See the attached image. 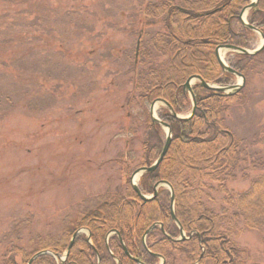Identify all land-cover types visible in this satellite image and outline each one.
Returning a JSON list of instances; mask_svg holds the SVG:
<instances>
[{"label":"rangeland","instance_id":"374dc122","mask_svg":"<svg viewBox=\"0 0 264 264\" xmlns=\"http://www.w3.org/2000/svg\"><path fill=\"white\" fill-rule=\"evenodd\" d=\"M146 1L0 0V264L61 233L101 194L124 193L144 133L129 100L136 11ZM251 43L261 45L259 33ZM228 52L218 53L225 61ZM241 91L227 123L260 162L228 182L237 192L264 173V55ZM239 242L248 264H264V232L246 230Z\"/></svg>","mask_w":264,"mask_h":264},{"label":"trees","instance_id":"16d2710c","mask_svg":"<svg viewBox=\"0 0 264 264\" xmlns=\"http://www.w3.org/2000/svg\"><path fill=\"white\" fill-rule=\"evenodd\" d=\"M250 2L149 0L139 5V45L132 61L129 102L140 110L137 122L144 133L140 155L129 160V167L149 166L161 152L165 134L150 119L147 108L152 101L162 99L174 113L185 115L192 108L183 91L187 79L198 76L210 84L231 83L234 76L223 70L215 51L225 45L252 49L254 31L240 19ZM246 21L264 37V0L248 10ZM262 55L264 46L252 55L230 52L226 62L247 83ZM192 92L195 110L190 118H176L167 108L157 112L171 129V142L157 168L138 181L143 193H152L161 180L171 186L174 214L186 239L175 240L180 230L170 213L168 189L160 188L152 200L142 201L127 181L124 193L101 194L68 219L61 233L38 236L34 247L17 248L18 259L6 253L1 264H27L41 252L46 253L30 264H97V257L99 264H115L114 258L120 264H138L127 257L124 247L143 264H157L159 257L163 264H248V252L239 238L246 230L264 232V173L244 191L227 186L239 175L248 179V172L260 162L227 123L230 107L245 95L241 90L233 95L216 93L198 82ZM129 167H124L126 179ZM260 167L264 170V164ZM153 224L157 225L147 233L144 245L143 235ZM82 228L88 230L90 243L85 233L77 234L65 260H57L55 256L66 251L74 232Z\"/></svg>","mask_w":264,"mask_h":264},{"label":"water","instance_id":"95a60500","mask_svg":"<svg viewBox=\"0 0 264 264\" xmlns=\"http://www.w3.org/2000/svg\"><path fill=\"white\" fill-rule=\"evenodd\" d=\"M257 1L258 0H252L251 3L242 10L241 14H240V19L244 22V24L249 27L250 29L254 30L255 32L259 33V35L261 36V39H262V43L261 45L256 48L255 50L253 51H248V50H245V49H242V48H237V47H234V46H231V45H226V46H223V47H219L216 49V57H217V60H218V63L220 64V66L227 72L233 74V75H236L238 77H240L241 79V83H237V84H234V85H222V86H213V85H210L208 83H206L204 80H202L200 77H191L189 78L183 85V90L184 91H187L190 95V98H191V102H192V110L190 112V114L186 117H180L178 115H176L173 111H172V108L163 100H157V102H161L162 104H164L172 113V115L176 118H180V119H187L189 117L192 116L194 110H195V97L192 93V89H191V81L192 80H198L200 85L205 88V89H210V90H214L215 92H218V93H224V94H234L236 92H238L243 84H244V77L241 75V74H238L236 73L233 69H231L230 67H228L224 62L223 60L219 57V49L221 48H224V49H227L229 51H235V52H238V53H242V54H255L257 52H259L263 46H264V37L263 35L255 28L247 25V23L244 21L243 19V16L246 12V10L250 9V8H253L256 6L257 4ZM138 45H139V42H137V48H138ZM136 55H137V51H136ZM155 103V102H154ZM154 103L151 104L150 106V117H151V120L153 122H156L158 123L159 125H161V127H163L165 129V141H164V144H163V147L161 149V152L159 154V156L156 158V160L150 165V166H142V167H139L137 168L131 175V179H130V183H131V186L132 188L134 189V191L137 193V195L140 197V199H142L143 201H147V200H151L152 198H154L157 194V187L160 186V185H166L168 188H169V191H170V213H171V216H172V219L177 223V225L179 226V230H180V239H184V233L182 231V228L181 226L179 225L176 217H175V214H174V193H173V190L172 188L170 187L169 184H167V182L165 181H160L158 183L155 184V186L153 187V194L150 196V197H146L145 195H143L141 193V191L139 190V188L137 187V183L135 182V180H138V178L144 174V173H151L153 172L157 166L159 165V163L161 162V160L163 159V157L165 156V154L167 153L168 151V148H169V145H170V142H171V129L169 128V126L166 124V123H163L161 122L156 116H155V113H154V110H153V105ZM150 228L147 229L146 233L149 232ZM79 231H76L70 241V244L68 246V248L66 249V252L64 254V256H67L71 246H72V243H73V239L75 237V235L78 233ZM145 233V234H146ZM125 250V253L126 255H128L130 258H132L126 251V249L124 248ZM41 253H37L35 254L31 260L33 258H35L37 255H39ZM31 260L28 262V264L31 262ZM135 262H137L138 264H142L141 262H139L137 259H134ZM164 260H162L161 264H163ZM117 264H120L118 261H117Z\"/></svg>","mask_w":264,"mask_h":264},{"label":"flooded vegetation","instance_id":"af4514ba","mask_svg":"<svg viewBox=\"0 0 264 264\" xmlns=\"http://www.w3.org/2000/svg\"><path fill=\"white\" fill-rule=\"evenodd\" d=\"M153 102V101H152ZM151 102V103H152ZM138 167H136L134 170H136ZM120 241V240H119ZM106 243H107V239H106ZM120 243H121V241H120ZM126 254V253H125ZM130 255V254H129ZM131 256V255H130ZM127 257H129L128 255H127ZM131 257H133V256H131ZM130 258V257H129ZM134 258V257H133ZM133 258H130V259H133ZM115 260H116V258H114ZM136 259V258H135ZM118 260V259H117ZM118 262L120 263V261L118 260ZM115 264H117V261L115 262Z\"/></svg>","mask_w":264,"mask_h":264}]
</instances>
